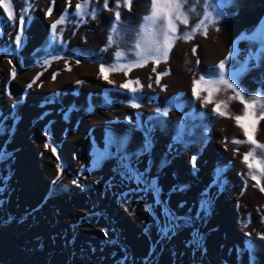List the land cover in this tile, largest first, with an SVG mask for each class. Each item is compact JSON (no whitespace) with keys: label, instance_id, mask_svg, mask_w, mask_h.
Wrapping results in <instances>:
<instances>
[{"label":"rangeland","instance_id":"374dc122","mask_svg":"<svg viewBox=\"0 0 264 264\" xmlns=\"http://www.w3.org/2000/svg\"><path fill=\"white\" fill-rule=\"evenodd\" d=\"M0 264H264V0H0Z\"/></svg>","mask_w":264,"mask_h":264}]
</instances>
